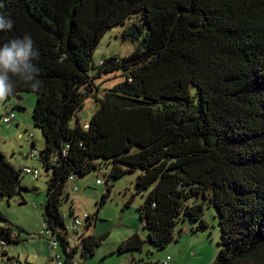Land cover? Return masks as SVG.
<instances>
[{"label":"trees","instance_id":"16d2710c","mask_svg":"<svg viewBox=\"0 0 264 264\" xmlns=\"http://www.w3.org/2000/svg\"><path fill=\"white\" fill-rule=\"evenodd\" d=\"M0 4V13L13 21L10 30L0 31V46L30 35L39 51L32 63L40 89L13 77V95H36L31 118L44 141L40 161L50 169L42 222L56 235L62 264H72L77 249L83 263L106 235L84 236L81 230L79 246L66 251L59 209L68 198V176L76 179L102 163L110 164L106 179L139 171L126 203L145 191L137 211L145 242L154 248L171 241L179 218L205 226L201 214L211 204L219 239L209 264H264V0ZM137 11L142 22L122 29L121 36L141 34L143 46L94 62L99 38ZM113 69L122 70L123 80L97 96L94 77ZM87 96L96 105L88 120L80 114ZM20 170L0 151V195L26 189ZM104 184L97 208L109 191ZM90 219L88 214L85 228ZM0 220H6L1 211ZM18 239V232L0 225V245ZM142 242L133 232L116 251L140 250Z\"/></svg>","mask_w":264,"mask_h":264},{"label":"rangeland","instance_id":"374dc122","mask_svg":"<svg viewBox=\"0 0 264 264\" xmlns=\"http://www.w3.org/2000/svg\"><path fill=\"white\" fill-rule=\"evenodd\" d=\"M141 22L140 11H137L130 13L122 23L106 30L94 47L93 61L109 56L122 58L134 48L142 47L141 34L135 39L121 36L122 29L132 23ZM144 31L143 27V33ZM123 78L121 69L101 72L95 76L97 96H101L106 89L122 81ZM35 96L34 92L28 91L11 95L0 101V151L16 168L29 166L35 167L38 171L37 177L32 178L30 174L20 170L19 184L26 188L20 191V195L12 197L0 195V211L6 219L0 220V225L9 226L12 231L19 233L16 242H5L4 245H0V263L3 264H52L50 257L54 255V251L49 248L48 235L39 234L43 225L45 188L50 169H45L40 161V150L44 141L40 130L32 123L31 110ZM95 107L90 96L84 98L83 111H93ZM7 110L12 111L14 117L8 122H3L1 117ZM73 123L74 116L70 120V124ZM29 134L32 136L33 145ZM32 149L37 155L32 158L24 156ZM94 161L98 163L101 160L96 158ZM109 168L110 164H99L88 172L76 176L74 180L76 190H69L68 183L63 190V193H68V198L63 199L59 209L65 215L66 226L71 221V216L68 214L72 208L73 214L81 216L82 213H87L91 217L87 228L84 227V221L79 227L84 236H100L106 233L100 243L94 246L93 251L86 254L81 264H209L212 262L218 251L219 227L211 204L206 205L201 214L205 226L196 227V222L187 217L179 218L171 241L161 248H154L145 242L146 232L137 211L145 191L136 193L131 201L126 203L135 191V178L139 171H129L121 176L106 179ZM96 179L101 183H96ZM105 182L109 186V191L97 208L99 198L106 189ZM95 211L96 218L93 219ZM133 232L143 239L140 250L117 252L119 242ZM67 235L70 243L75 244L73 232L68 229ZM51 236L57 239L55 234ZM74 257L80 261L79 249Z\"/></svg>","mask_w":264,"mask_h":264},{"label":"clouds","instance_id":"9594fccd","mask_svg":"<svg viewBox=\"0 0 264 264\" xmlns=\"http://www.w3.org/2000/svg\"><path fill=\"white\" fill-rule=\"evenodd\" d=\"M4 5L0 4V8ZM13 21L0 13V31L10 30ZM34 41L30 35L22 39L15 38L0 46V101L10 97L15 92L13 77L26 84L33 91H38L41 81L37 78L38 69L32 63L39 57V51L33 47ZM36 80V83L33 81Z\"/></svg>","mask_w":264,"mask_h":264},{"label":"built area","instance_id":"2783aa9c","mask_svg":"<svg viewBox=\"0 0 264 264\" xmlns=\"http://www.w3.org/2000/svg\"><path fill=\"white\" fill-rule=\"evenodd\" d=\"M14 117V114L12 111L7 110V112L4 113V115L1 117L3 122H8L10 121L12 118ZM29 137H31L30 141L32 140V136L31 134H29ZM37 155V152L32 149L29 152L25 153L24 156L32 158L33 156ZM21 167V171H23V173L26 174H30V176L32 178H36L38 175V171L35 167H29V166H20ZM75 177L73 175H69L68 179H67V183H68V188L69 190H76V184L74 183ZM96 183H101V181L99 179L95 180ZM88 217L87 213H82L81 216L76 215V214H72L71 215V221L69 223L68 226L65 227V232H68V229L73 232L74 237L76 239L75 244H72V242L70 243L69 239L66 237L67 240V245H66V251H70L74 246H79L80 243V237L82 236V232L80 230V225L82 224V222ZM45 233L46 235H48V239H49V248L50 250L54 251V255L50 257V261L52 262V264H62L63 263V255L61 253V251H59V244H58V240L55 238H52V233L45 227L44 223L42 225V228L39 231V234ZM12 236H15V233L12 234ZM50 237V238H49ZM4 241L0 240V244H3ZM3 264V263H0ZM72 264H80V261L75 259L72 260Z\"/></svg>","mask_w":264,"mask_h":264},{"label":"water","instance_id":"95a60500","mask_svg":"<svg viewBox=\"0 0 264 264\" xmlns=\"http://www.w3.org/2000/svg\"><path fill=\"white\" fill-rule=\"evenodd\" d=\"M80 114H81V117H83L86 120H88L90 118L91 112L89 110H86V111H82Z\"/></svg>","mask_w":264,"mask_h":264},{"label":"crops","instance_id":"0c3cea01","mask_svg":"<svg viewBox=\"0 0 264 264\" xmlns=\"http://www.w3.org/2000/svg\"><path fill=\"white\" fill-rule=\"evenodd\" d=\"M91 112V111H90ZM31 142V141H30ZM34 143V142H33Z\"/></svg>","mask_w":264,"mask_h":264}]
</instances>
